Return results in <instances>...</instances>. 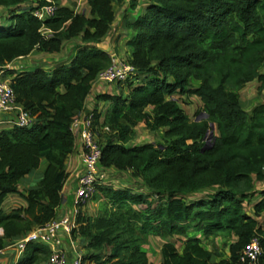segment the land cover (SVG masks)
Listing matches in <instances>:
<instances>
[{
    "label": "trees",
    "instance_id": "16d2710c",
    "mask_svg": "<svg viewBox=\"0 0 264 264\" xmlns=\"http://www.w3.org/2000/svg\"><path fill=\"white\" fill-rule=\"evenodd\" d=\"M86 1L78 11L60 5L42 21L34 11L43 0H0L8 12L0 17V70L34 49L60 53L67 41L81 40L69 63L5 69V76L15 74L16 101L33 123L0 131V250L56 218L63 202L76 142L72 121L111 63L101 43L115 23V4L126 2ZM130 7L141 9L126 20L134 35L124 57L136 74L114 83L118 93L98 94L107 106L93 112L101 166L132 179L99 185L96 215L81 209L73 235L86 249L84 260L152 264L147 248L157 237L160 264H248L241 255L257 235L264 264V100L249 109L242 99L252 83L264 96V0H130ZM43 26L52 33L43 34ZM177 95L186 103L200 99L194 117ZM202 111L208 118L197 121ZM211 122L215 135L203 150ZM142 123L162 131L163 140L133 143ZM43 159L41 179L23 192L20 183ZM11 194L26 205L5 212ZM217 237L230 238L229 258L218 259ZM49 256L46 244L30 241L15 264H47Z\"/></svg>",
    "mask_w": 264,
    "mask_h": 264
},
{
    "label": "built area",
    "instance_id": "2783aa9c",
    "mask_svg": "<svg viewBox=\"0 0 264 264\" xmlns=\"http://www.w3.org/2000/svg\"><path fill=\"white\" fill-rule=\"evenodd\" d=\"M34 14L42 21L54 17L59 8L57 0H43ZM42 33L49 35L52 31L43 26ZM10 64L0 70V113H11L13 118L8 123L28 127L33 123V117L17 103L16 93L11 85V77L5 76V69H10ZM136 67L124 56L111 53V63L98 75V81L104 83L124 82L136 74ZM72 130L79 137L83 146L84 169L78 178V185L74 191V210L70 215L54 218L40 225L13 244L20 257L28 242L37 241L50 248L47 264H85L83 249L75 239L73 232L78 228V215L96 193L98 186L107 182L109 171L101 166L102 148L97 131L94 126V112L82 115L76 114L72 121ZM0 234L3 229L0 228ZM3 249L0 250V253ZM262 255L259 236H254L242 252L241 260L248 264H258Z\"/></svg>",
    "mask_w": 264,
    "mask_h": 264
},
{
    "label": "crops",
    "instance_id": "0c3cea01",
    "mask_svg": "<svg viewBox=\"0 0 264 264\" xmlns=\"http://www.w3.org/2000/svg\"><path fill=\"white\" fill-rule=\"evenodd\" d=\"M76 4L78 8L75 6L73 7L75 8V10L78 11L81 8L80 7L81 3L79 4L76 3ZM60 5H68V4L64 3L63 0H61ZM115 10L117 12L115 23L109 35L105 37V39L101 43V47H103L105 50H107L110 53H116L120 56L126 57L130 55V50L128 49L127 41L134 35V31L126 27V20L127 19L132 20V17L136 16L137 12L141 11V9L133 11V9H131L130 7V0H126L125 4L122 6L115 4ZM79 44H81L80 38H75L67 41L65 44V48L69 47L68 48L69 51L67 52V54H63L62 52L47 54L37 49H34L29 55L25 57H21L10 63L11 66L10 69L16 72L20 70H28V69H32L34 65L36 66L39 63H41L40 65H43L44 68L50 69L53 68V66H56L57 64L60 63H69L71 59L74 57L76 53V47H78ZM14 75L15 74H11L10 77L12 78ZM196 84H198V82H196ZM252 84H256V83H252ZM115 89L116 91L113 92ZM115 89L113 90L111 84L102 83L98 80L95 81L91 93L87 96L85 100V107L81 111V114L87 115L90 112H93L95 108H99L101 110L106 109L107 104L98 100L97 96L98 94L105 92L118 93L119 89L117 92V85ZM12 118L13 115L11 113H0V131L4 129H10L13 127V124H11L10 122L8 123V120ZM140 126L146 127L145 123H142ZM143 142H148V141H137V133H136V136L133 139V143H143ZM46 167H47V161L43 159L40 164V167L23 179V181L19 185L20 189L23 192H26L28 188L36 185L38 181L41 179ZM83 169H84V162H83L82 141L79 137H76L74 151L69 155V157L66 160V170L69 173V177L67 178V181L65 182L64 187L62 189L63 202L61 206L56 210V218H60L64 215H70L73 213L74 191L78 185V178L79 175L82 173ZM107 170L109 171V177L107 178L106 183L113 184L112 183L113 173L118 175L122 174L111 168ZM124 176L126 177L125 185H127L129 184V180L132 179V177L130 178V176L127 173ZM90 202L86 206H89ZM250 204H252V202ZM25 205H26V201L22 196L18 194H11L6 198L5 202L3 203V209L5 212H11L16 208ZM84 208L82 209V211H84L85 213L86 211L84 210ZM85 214L89 215L88 213ZM89 216H93V215H89ZM19 239L20 238H15L12 244L7 245L3 249V251L0 253V264H15L17 262L19 256H18L17 248L14 247L13 244L16 243ZM215 240H216V244H218L219 246H221V242H225V243L230 242V238L225 239L223 237H217ZM161 242H163L162 238L152 237L151 240L152 245L147 248L150 254V258L151 256L154 255L157 256L158 262L156 263L151 260L152 264H160L161 262V255H160ZM212 246L206 245L207 248H212ZM223 247L224 250L221 247H219L221 257H218V259L229 258L227 247L226 246ZM85 264H95V262L93 260L87 259Z\"/></svg>",
    "mask_w": 264,
    "mask_h": 264
},
{
    "label": "rangeland",
    "instance_id": "374dc122",
    "mask_svg": "<svg viewBox=\"0 0 264 264\" xmlns=\"http://www.w3.org/2000/svg\"><path fill=\"white\" fill-rule=\"evenodd\" d=\"M69 1V3H68ZM64 3L70 5V6H75L78 8L77 4L76 3H81V8L82 9L83 7H87V1L86 0H63ZM8 12H6L5 10H1L0 11V17H6ZM69 47H66L64 51H62L63 54H67V52L69 51L68 50ZM41 63L37 64L36 66L34 65V68L36 67H43V65H40ZM53 66V65H52ZM263 70H264V67H263ZM116 85H117V92H118V84H111L113 90L116 88ZM107 86V85H106ZM116 89L113 91L115 92ZM177 97L180 99V102L182 104V106L186 109L187 113L191 116V117H194L195 116V113L198 109L201 108V101L198 97H191L188 99V102L189 103H186L185 102V97L184 96H181V95H177ZM187 99V98H186ZM242 99L243 101L245 102V104L248 106V108L250 109L251 107H253L255 104H257L258 102H261L264 100V96L263 95H260L258 94L257 90H256V84H249L248 86L245 87V89L242 91ZM162 131L158 132V133H153L151 131H148L147 128L145 126H139L137 128V141H162L163 140V136H162ZM111 177V176H110ZM113 177V180H112V183L118 187V186H124L125 185V176L122 175V174H114L112 175ZM111 179V178H110ZM139 184V183H138ZM139 188H142L143 186L142 185H138ZM84 210L86 211L85 213H88L89 215H96L98 213V210H99V202L97 201H91L90 202V205L89 206H86L84 208ZM224 238V237H223ZM226 239V238H225ZM224 240V239H222ZM215 241V244H216V240ZM220 243V242H219ZM225 242H221V247L222 249L224 248L223 246L225 245L224 244ZM207 245H210L212 246L213 244L212 243H208ZM80 247L84 250V252H86V249L84 246H82L80 244ZM16 249V248H14ZM224 250V249H223ZM151 260L153 262H158L157 261V256H151Z\"/></svg>",
    "mask_w": 264,
    "mask_h": 264
},
{
    "label": "water",
    "instance_id": "95a60500",
    "mask_svg": "<svg viewBox=\"0 0 264 264\" xmlns=\"http://www.w3.org/2000/svg\"><path fill=\"white\" fill-rule=\"evenodd\" d=\"M206 118H208V114L206 112L202 111L197 116L196 120L200 121L201 119H206ZM215 129H216L215 124L213 122H211L210 123V130L206 136V142L203 146V150L209 148L212 145L211 140H212L213 136L215 135Z\"/></svg>",
    "mask_w": 264,
    "mask_h": 264
}]
</instances>
